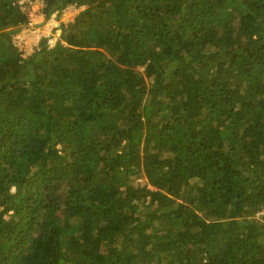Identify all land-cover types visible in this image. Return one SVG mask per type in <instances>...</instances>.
I'll list each match as a JSON object with an SVG mask.
<instances>
[{"label":"trees","instance_id":"obj_1","mask_svg":"<svg viewBox=\"0 0 264 264\" xmlns=\"http://www.w3.org/2000/svg\"><path fill=\"white\" fill-rule=\"evenodd\" d=\"M86 7L23 57L0 0V264H264V0Z\"/></svg>","mask_w":264,"mask_h":264},{"label":"built area","instance_id":"obj_2","mask_svg":"<svg viewBox=\"0 0 264 264\" xmlns=\"http://www.w3.org/2000/svg\"><path fill=\"white\" fill-rule=\"evenodd\" d=\"M18 3L29 15L28 22L13 37L14 44L19 48L23 57L29 56L36 48H39L43 39H46L48 47H53L61 36L60 24L72 21L76 17V15L66 13L67 9L78 8L81 11L86 7V5L72 4L63 9L61 13L54 12L50 19L43 20L42 17V21H37L38 18L34 16L29 7L39 5L38 0H18Z\"/></svg>","mask_w":264,"mask_h":264},{"label":"rangeland","instance_id":"obj_3","mask_svg":"<svg viewBox=\"0 0 264 264\" xmlns=\"http://www.w3.org/2000/svg\"><path fill=\"white\" fill-rule=\"evenodd\" d=\"M38 3H39V5H34V7H32V8L29 7L31 9V11L34 13V16L36 18H38L37 21H40L42 17H43V20H46L47 18L50 19L51 18V15L54 12L51 15L46 16V14L42 11V8L44 7V1L43 0H38ZM81 11L78 8H71V9H67L66 13L68 12V14L76 15L77 16ZM64 19H65V17H64Z\"/></svg>","mask_w":264,"mask_h":264}]
</instances>
